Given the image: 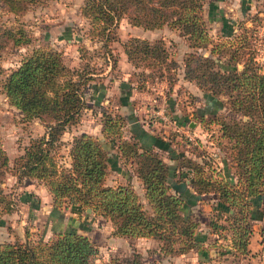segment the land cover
<instances>
[{"label": "trees", "instance_id": "1", "mask_svg": "<svg viewBox=\"0 0 264 264\" xmlns=\"http://www.w3.org/2000/svg\"><path fill=\"white\" fill-rule=\"evenodd\" d=\"M31 1L0 0V4L7 11L17 13ZM203 1L82 0L80 11L106 40L111 27L125 16L131 25L143 28H157L163 24L176 28L185 36L188 46L197 48L206 47L210 42L202 15ZM240 28L252 29L245 25ZM22 38L23 35L11 28H0V49L8 40L18 43ZM244 41L247 40L243 35L222 67L215 58L194 51L188 52L183 59V77L193 80L212 96L225 94L227 97L233 115L228 121L212 117L208 122L218 125L219 138L227 142L235 182L226 179L220 171L214 172L213 168L206 173L205 162L198 163L185 156L182 150L175 157L178 165H169L153 147L142 145L133 136L122 138L119 135L121 117L108 114H104L101 132L110 139L116 137L115 146L120 157L133 164L150 212L144 209L129 182L105 183L109 158L93 135L74 134L68 148V165L58 163L57 145L63 130L76 121L83 106L81 84L86 80H80L84 75L74 78L60 50L40 45L33 47L8 71L1 85L8 102L20 111L22 119H39L45 132L31 137L13 157L11 165L0 144V182L7 172L18 180L34 178L49 191L52 210L58 213L59 221L63 220L60 209L64 203L84 210L89 207L92 213L111 221L114 233L124 237L129 245L137 237H150L159 242L163 254H182L192 249L205 251L200 244L204 235L195 232L197 221L180 212L185 198L179 185L185 179L182 167L186 166L195 193L215 194L216 208L224 211L226 220L220 227L230 231L232 249L246 253L251 232V198L264 199V73L252 55L237 67L238 50L248 43ZM122 48L134 66L141 62L151 66L173 64L167 59V51L160 40L128 36ZM196 114L199 121L204 122V115ZM0 200L7 202L4 210H9L8 200L2 195ZM67 223L85 228L83 221L68 218ZM95 253L89 237L75 229H58L47 238H30L26 233L24 238L0 242V264H92ZM97 264L146 263L132 248L129 254L112 256Z\"/></svg>", "mask_w": 264, "mask_h": 264}, {"label": "rangeland", "instance_id": "2", "mask_svg": "<svg viewBox=\"0 0 264 264\" xmlns=\"http://www.w3.org/2000/svg\"><path fill=\"white\" fill-rule=\"evenodd\" d=\"M81 2L32 0L17 13L7 11L0 4V28H11L23 35L20 42L8 40L0 49V144L10 165L31 137L44 134L45 126L37 118L22 119L20 111L8 102L1 84L8 71L23 56L40 45L60 50L74 78L84 75L80 80H86L81 84L83 106L76 121L65 127L57 145L58 163L68 165V148L74 134L86 132L93 135L108 154L105 183L129 182L144 209L150 212L141 181L133 172V164L120 157L115 146L116 137L110 139L101 132L104 114H108L121 117L119 135L122 138L132 137L128 123L133 119L158 138L156 144H149V147L159 151L169 165H178L175 157L182 150L185 156L198 163L205 162L206 173L213 168L214 172L220 171L226 179H231L233 167L227 142L219 138L218 125L208 122L212 117L228 121L233 115L228 108L227 97L225 94L212 96L193 80L183 77V59L188 52L194 51L215 58L222 67L230 50L244 35L247 41L243 43H248L238 50L237 67L240 68L243 60L252 55L264 73V60L259 61L264 48V0H204L202 15L210 42L206 47L197 48L188 46L185 36L176 28L166 24L143 28L131 25L125 16L111 27L106 40L105 35L98 34L81 13ZM224 17L235 20L229 22ZM247 18H253V22ZM240 25L252 29L246 32ZM128 36L160 40L167 51V59L173 64L151 66L141 62L134 66L122 48V42ZM120 82L125 86H120ZM196 113L204 115V122L199 121ZM182 169L185 179L179 186L185 200L180 212L197 221L195 232L204 235L200 244L205 251L192 249L187 255L163 254L159 242L150 237L135 238L129 245L124 237L114 233L111 221L69 203H64L60 209L62 222L57 221L50 213L52 204L50 206L43 201L48 193L46 186L34 178L18 180L9 172L0 182V196L8 200L10 208L5 211L7 202L0 200V242L24 238L26 233L30 238H47L58 229H75L86 234L96 248L92 264L129 254L132 248L146 264H239L240 253L230 246V231L220 227L226 224V220L224 211L216 208L215 194L195 193L188 178L190 171L186 166ZM68 218L83 221L85 228L68 224Z\"/></svg>", "mask_w": 264, "mask_h": 264}, {"label": "crops", "instance_id": "3", "mask_svg": "<svg viewBox=\"0 0 264 264\" xmlns=\"http://www.w3.org/2000/svg\"><path fill=\"white\" fill-rule=\"evenodd\" d=\"M239 1V0H236ZM244 1V0H240ZM242 4V3H241ZM244 5V4H242ZM248 5V4H246ZM234 11H237L234 9ZM244 19V18H243ZM248 19V18H247ZM224 20L226 21H234L233 18L224 17ZM250 20V19H248ZM227 26V25H226ZM126 102V101H125ZM130 122V121H129ZM129 124V132L130 135L134 138L138 139V141L142 145H148L149 144H156V140L158 138L154 137L149 134L142 125L136 124V121L133 119L132 122ZM145 145V146H146ZM231 181L235 182V176L231 174ZM30 179V178H28ZM46 198L44 197L45 202H47L48 205L51 206V195L49 191L47 190ZM137 193V192H136ZM263 208V209H262ZM51 208V215L54 216L53 218L57 219L59 221V215L58 213L55 214L54 211ZM249 214H250V226H251V232L248 239V250L244 254H240L239 258V264H264V199L262 200L260 197L255 196L251 198V205L249 208ZM63 215V212H62ZM65 218V217H64ZM75 219V218H73ZM65 221V220H64ZM62 222V221H61ZM60 222V223H61ZM82 232V231H81ZM138 238V237H137ZM189 253H183L182 255H187Z\"/></svg>", "mask_w": 264, "mask_h": 264}, {"label": "built area", "instance_id": "4", "mask_svg": "<svg viewBox=\"0 0 264 264\" xmlns=\"http://www.w3.org/2000/svg\"><path fill=\"white\" fill-rule=\"evenodd\" d=\"M263 51L259 54V61L261 62V60H264V48L262 49ZM190 138V136H189Z\"/></svg>", "mask_w": 264, "mask_h": 264}, {"label": "water", "instance_id": "5", "mask_svg": "<svg viewBox=\"0 0 264 264\" xmlns=\"http://www.w3.org/2000/svg\"><path fill=\"white\" fill-rule=\"evenodd\" d=\"M120 86H125V83L124 82H120ZM86 210L90 211V208L89 207H86Z\"/></svg>", "mask_w": 264, "mask_h": 264}]
</instances>
